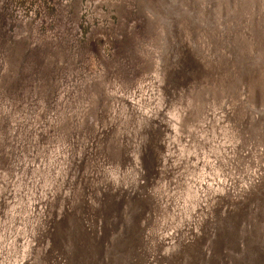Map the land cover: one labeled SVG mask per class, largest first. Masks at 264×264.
Listing matches in <instances>:
<instances>
[{
  "label": "rangeland",
  "instance_id": "374dc122",
  "mask_svg": "<svg viewBox=\"0 0 264 264\" xmlns=\"http://www.w3.org/2000/svg\"><path fill=\"white\" fill-rule=\"evenodd\" d=\"M263 1L264 0H224V1L191 0V3H187L188 6L186 7L187 4L186 5L184 4L185 0L178 1V2H177V0H152L151 3L149 2L150 3L149 5L144 4V5H141L142 7L137 5V7H136V6H134L135 3L131 0H123V1L122 0H0V39H2V40H0L1 41L0 47L2 46L0 48V52H1L0 58L2 59V62L4 61V64L1 63V61H0V79H1L0 81L3 82V83H0V84H2V85H0L1 86L0 87V103H1L0 104V126H1L0 136L3 133L4 134L3 138H6V141L8 140L10 143V144H8V142H7V144H5V146H4V148L1 149V151H0V174L2 173L4 176V179H5L2 182L3 184L2 183L0 184V192H1L0 195L3 198L2 201L0 202V214L2 213L3 210L6 211V209H7L8 203H7V199H5V196L9 193V191L11 190V186L13 184V179H11V176H13V175H14V177L18 176V173L15 172V171L18 172V170H19L18 168H20V166H17V164H18L17 160H22V164L28 165L27 166V172H28L29 171V164L31 162L29 164H28V161L24 163L22 157L27 158L26 160H28V158L29 159L31 158V155L33 154V152L35 155L37 151H40V145H39V142H40L39 139L40 138L39 137H40L41 131H42V134H44V133L46 134V132L50 133V135H48L47 138H49V136H52V132H55L53 126L56 127L55 124L57 123V122H55L54 117H55V115L57 116L60 113L59 111H61V109H63V111H64V108H65L66 109L65 112L68 111V113H69V111H71L69 114L66 113V116H65V117L69 116L67 118L68 123H67V120H65L66 118L64 119V123L65 122L67 123L66 127H68L70 124H74V122H77V126H76L77 131L75 130V133H74L76 145L73 146V148L70 152V155H69L70 159L68 160V164L66 167L65 185L63 188V192H62V197L60 199L61 202L63 201L65 203H67L68 198L70 199V193L72 192L71 187H73V184L79 180V178L82 175L83 169L86 166V164H85L86 163L85 162L86 149L89 147L95 146L96 145L95 141L98 138L105 136V133H106L105 130H107L109 128V126H108L109 122H111L112 120L114 121V119L110 120L111 118H113L111 116H114V115L116 116V114H115V112H116L115 107L116 106L113 104L117 105V103L118 104L122 103V105H124V104L128 105V109H129V111H128L129 112L128 113V119H129L128 128L125 131L124 130L122 131V129L118 126L120 128V130L118 127H116V129H118L119 131H117L114 134L115 136H118L117 139L120 140V142H122L121 150H119L120 151L119 156L121 155L119 157V159H121V161H120L121 167L119 166L118 167L119 170L117 171V174H118V172H119V174L116 176L115 180H112V181L111 180L105 181L106 178L99 177V183L97 184V192L95 193V196L93 199V205H95L97 203H99V205H100L99 209H98V213H97V216L98 215L99 216L98 217L96 216L97 219L95 218V231H96V233L94 235V241L96 242L98 240L99 242H98V246H96V259H97V261L95 260L94 264H122L123 263L122 259L117 257L118 252L115 251V253L112 255L110 252L113 250V247L115 246L114 244H116L117 242L119 243V241H124L126 239L128 227L130 226V223L132 222V216H134L133 214L135 211L137 212V207H134L135 199L140 193L141 185L145 184L146 181H149V178H148L149 176H147L148 173L146 174L147 165L145 164V160L147 159V145L150 143L151 138L155 137V132H158L159 126L161 124L162 125L165 124V123H162L163 120L161 117L163 115H165V116L170 115L171 116V112H170L171 108H170V110H166V112H165V109L169 107L170 101L172 102L173 97H172V93L170 94L169 90L168 91L165 90L166 93L163 92L162 88H164L166 81L162 77V75L158 77L159 79H155L156 82L155 81L151 82L152 83L151 87L148 88L149 80L148 79L146 80L147 75H150V74L154 75L155 72L158 71V69L155 67L156 63L154 62V64H153V62L150 61L153 59L150 58L149 56H147L150 54L147 52L152 49L151 47H153L152 50H154L156 52L157 49H161L162 47H164L165 42H166L165 43L166 46L171 45L173 47V45H175L176 51L174 50V56H177L178 59H175V61H173V62L174 63L176 62V65L179 66V69L182 71V73L185 74V76H188L192 73V70H191V68H187V64H185L186 61L183 62L180 59V57H182V54L184 55V53H186V57L189 58V60H191L193 64H197V66L200 67L199 69H201L202 71H205V72L207 70L212 71L214 68L217 70L220 69V68L216 67L214 64L208 63V62L215 63L216 58H218V61L220 62L221 69H226V66L228 65L227 63H229V61H232V59L235 57V56H233V53L236 52L234 49H239V47H238L239 43L238 42H240V40L242 39V40H244V42H246L248 44V46H246L245 48L242 49V52L246 53L245 55H249V57H247V59H248V63L250 65L248 64V66H250V68H251L252 65L257 64L256 61H259L260 59H264L263 52L261 51L262 49H260L263 46L261 43L264 40V20H263V18H264V2ZM186 2H187V0H186ZM216 2L220 4L219 8L217 7V5H219V4H217ZM246 3H247V5H249L246 7V9H244L243 7L240 8L241 4L244 5ZM145 5H146V7L144 8ZM150 5H152L153 7L151 8ZM224 5H226V6L223 7ZM251 5L253 8L252 10L250 9ZM255 5L257 8L254 7ZM184 6L186 7V11L184 8H182ZM119 7L120 8L122 7V8L120 9ZM155 7H156V9H159L163 13L162 17H164L165 20H167V21L170 20V22H172L173 25L171 26V29H170V31H171L170 36L172 38L170 36L166 38L165 37L166 30L164 29L165 27H163V29L165 31L163 29H159L158 27H160V28H162V27L157 23L154 24V27H155V25L158 26V27L156 26V29L154 28V33H153V31H151V30H153V24L152 23L149 24L150 21H149L148 16L153 14L152 10ZM227 7H228V9L226 10ZM144 9L147 11V13L145 12ZM138 10H140V11H138ZM123 11H126V12H123ZM145 20H146V22H144ZM144 23L148 27L143 25ZM247 23H249V28H248ZM187 24H189V26H186ZM227 25L230 27H228ZM142 27H143V29H142ZM225 27H227V28H225ZM209 28H214V29H209ZM166 29H168V28H166ZM224 30L226 32H224ZM150 31H151V33H150ZM156 31H158V33ZM159 31H160V33H159ZM140 33H142V34H140ZM156 34H158V35H156ZM47 36H48V39H47ZM152 36L154 38L156 36L157 38L153 39ZM158 36L160 38H158ZM35 38H36V40H35L36 43L34 41ZM44 38H45V40H44ZM145 38H146V40H145ZM7 39H10V40H7ZM159 39H160V41H159ZM29 40H31V41H29ZM6 41H7V43H5ZM154 41H156V42H154ZM157 41H159V42H157ZM28 42H30V43H28ZM37 42L39 43V45H37L38 44ZM20 43H22V44H20ZM41 43H43V44H41ZM153 43L154 44L156 43L155 44L156 46H153L154 45ZM146 44H148L147 46H149V44H151L149 47H147L148 49L146 48ZM159 44H160V46H159ZM162 44H163V46H162ZM4 45H6V46H4ZM21 45H23L22 46L23 48L25 47L24 48L25 51H23V48H21ZM31 46H32V48H31ZM39 46H40V48L38 49ZM50 46H51V48H50ZM58 46H59V48H58ZM139 46L141 48H139ZM171 46L169 48H171ZM6 48H7V50H6ZM78 48H79V50H78ZM192 48H194L196 50V53H194L193 51L191 53ZM2 50L6 51V52H3ZM9 50L11 51V54H10ZM43 50H45V51H43ZM49 50L52 51L53 55L51 54V52L48 53ZM54 50H55V52H54ZM198 50H200V51H198ZM19 51H20V54H21V52H23V53L25 52V53L24 54L22 53L20 55L18 53ZM27 52H30V53H27ZM58 52L60 53V55H58L59 54ZM64 52H65V54H64ZM67 52H69V53H67ZM79 52H80V54H79ZM134 52L136 54H133ZM137 52H138V54H137ZM152 53H154V52H152ZM12 54L13 55L18 54V55L13 56ZM46 54L47 55L51 54L52 56L49 55L48 56L49 58H48ZM7 55L10 58L7 57ZM28 55L29 56L31 55L32 57L31 56L29 57ZM42 55L45 57H43ZM171 55H172V58H174L173 54H171ZM236 55H237V53H236ZM260 55H262V56H260ZM70 56H72V58ZM6 57L9 59H7ZM22 57H25V59ZM50 57H52V58H50ZM66 57H67V59H66ZM134 57H137V58H134ZM152 57L155 58V57H157V55H155V56L152 55ZM18 58L19 59L21 58V59L19 60ZM56 58H58V59H56ZM148 58H150V59H148ZM37 59H38V61H37ZM144 59H145V61H144ZM23 60H25L26 62ZM140 60H141V62H140ZM146 60H149V61H146ZM200 60H202V61H200ZM14 61H16V62L13 63ZM112 61L114 62V64ZM136 61L139 62V66L142 65L141 66L142 68L138 67ZM21 62L24 65L23 67H22ZM32 62L35 64L37 63V64L33 65ZM57 63H58V65H57ZM74 63H76V64H74ZM100 63H101V65H100ZM108 63H110V65L113 69L109 65L107 66ZM7 64L9 67H13L12 65H15V66L13 68H8L6 66ZM9 64H12V65H9ZM19 64H21V65H19ZM69 64H71V65H69ZM4 65L6 66L5 69H4ZM43 65L45 66L44 68H43ZM75 65H79L78 66L79 68H77V66H75ZM116 65H118V68ZM149 65H150V67L152 66L151 67L152 69L149 67ZM59 66H61V67H59ZM29 67L31 69L34 68L33 73H31L32 70L29 69ZM46 67H47V69H45ZM50 67H53V68H50ZM58 67H59V69H58ZM20 68H22V70H20ZM35 68L37 70H35ZM116 68L118 69V71ZM135 68H137V70H135ZM14 69H16V70H14ZM49 69H50L52 74L50 73ZM65 69H66V71H65ZM11 70H13V71H11ZM26 70H28V71L26 72ZM47 70L49 71L48 73H47ZM57 70H58V73H57ZM105 70L107 73L105 72ZM2 71H4V73H2ZM113 71H114V73H113ZM119 71H121V73H119ZM251 71L255 72V69H252ZM21 72L23 74H20ZM24 72H26V73H24ZM40 72L41 73L45 72V74L42 75ZM75 72H77V73H75ZM187 72H188V74H187ZM108 73L111 76L108 75ZM27 74H29V75L26 77L25 75H27ZM32 74H33V76H32ZM68 74H69V76H68ZM102 74H104V75L102 76ZM113 74H116V75H113ZM263 74H264V70H263ZM105 75H106V77H104ZM1 76H3L4 79ZM6 76H7L8 80L6 79ZM14 76L15 77L17 76L16 77L17 79ZM54 76L57 78L53 79L52 77H54ZM25 77H26V79L27 78L28 79L26 80ZM36 77L39 78V81ZM50 77L52 78V81H51ZM97 77H99V79ZM121 77H123L122 80H121ZM20 78H22L23 81L24 80L25 81L23 82L22 79L20 80ZM116 78H117V80L115 81ZM131 78H132V80H131ZM139 78H141V79H139ZM9 79H11L10 81H12V82H10ZM45 79L47 81L48 80L49 81L47 82ZM62 79H65V80H62ZM126 79L127 80L129 79L132 83L131 84L128 83L129 80L127 81ZM133 79H135V80H133ZM28 80L30 82H28ZM35 80H37L38 83ZM53 80H54V82H53ZM77 80L79 81V83ZM100 80H102V81L100 82ZM118 80H119V82L117 83ZM143 80H144V82H143ZM188 80H190L189 77L187 78L186 84H188ZM44 81H46L47 83ZM61 81L63 84L61 83ZM111 81H113V83L115 81V83L112 84ZM146 81H148V83ZM4 82L7 83L9 86L7 84H5ZM39 82L41 84L43 82L44 83H43V85H41ZM52 82H53V84H52ZM94 82L95 83L98 82L97 85H95ZM245 82L246 81H244V79L241 80L240 87H239L240 88L239 89V95H238L239 97L237 98L238 101L234 102V106L237 109L239 107H241V110L243 109L242 114H243L244 118H242L241 122H242V124H245L244 128L242 129L244 131V133H245V130H244L245 128L249 127L250 125L252 126L256 123L259 124V127H260L259 128V130H260V138L259 139L261 141V144H263V146L261 145V149L263 150V152H261L260 157H258V160L262 161V164L258 170H259V173L261 172L263 177H264V122H261L262 121L261 118H263V117L261 116L262 111L260 110V108H262L264 106H261V103L257 97L256 100L253 99V102H252L253 108L249 109V110L246 109L247 104H245L244 90L246 91V93L248 91H247ZM23 83L25 84L24 88L22 86V85H24ZM60 83H61V85H60ZM83 83H85V84H83ZM93 83L95 86L93 85ZM101 83H102V85L100 86L99 84H101ZM127 83H128V85L126 87ZM137 83L140 84V86ZM28 84H30L29 86L31 88L28 87ZM35 84H36V87H34ZM64 84H65V86H64ZM14 85H15V87H14ZM47 85H48V87H47ZM49 85L51 87L52 86H54V87L51 88ZM69 85L71 87L68 89ZM85 85H88V86H85ZM119 85H120L121 89L118 92L116 87ZM130 85H132L133 88ZM142 86L144 87V89H143L144 91L141 90V88H143ZM17 87L19 89L16 92ZM21 87L23 89H21ZM26 87L28 90L26 89ZM99 87L100 88L102 87L104 90H102V88L100 90ZM178 87L179 86L177 84L173 85L171 87L173 95L176 93H178V94L183 93L182 92L183 89L181 88L182 89L181 90ZM47 88H49V89H47ZM57 88H59V89H57ZM97 88H99V89H97ZM30 89H32V90L29 91ZM85 89L86 90L88 89V91H86ZM94 89H95V91H94ZM133 89L135 91L134 96H135L136 101L132 102L130 104L129 100H131L130 98L133 94V92H132ZM50 90H52V91H50ZM112 90H113V92H112ZM114 90L117 92V95L115 94L116 92ZM24 91H26V92H24ZM45 91H47L46 94H45ZM72 91L75 94L74 93L72 94ZM129 91L132 93L131 96H130ZM3 92H5V93H3ZM81 92L84 94V95L82 94L83 96L81 95ZM122 92H124V93H122ZM139 92H141V94ZM12 93H13V95H12ZM27 93H28V95H27ZM38 93H40V94H38ZM69 93H70V95H72V98H70V95H68ZM91 93L92 94L97 93V94H94V95H97V97L96 96L94 97V95H91ZM108 93H110V94L108 95ZM63 94H65V96ZM23 95H25V96H23ZM60 95H62L63 97ZM80 95H81V98H79ZM124 95H125V97H124ZM15 96H19V97L21 96V97L16 98ZM57 96H59V97L57 98ZM84 96H85V98H84ZM99 96H100V99H99ZM101 96H102V98H101ZM197 96L195 99L190 100V104H189L190 105L189 108H191L190 112H192V113H189V115H191L192 120L196 121V122L195 123L192 122V124H190L187 127V129H189V127L191 126V130L193 131L194 136H192V135L190 136L191 133H189V136H187L188 134L184 133L185 130L182 127V125H183L182 121L183 120L182 121H177V120L175 121V122H177V125H175L176 126L175 129H173V127H172L173 126L172 119L169 120L172 124L169 125L168 124L169 122H167L168 129H166V136H167V138H174L172 141H170L168 143V146H166L165 147L166 149L164 150V151H166L165 156L167 157L169 155V157H171L169 160H175V156L173 155V152H170V150L175 151V148L177 146V144H175L176 138H178V137L182 138V140H183L182 144L185 145V148L187 149V153H188V151L192 152L194 150V147L196 145L194 138H203V137H201L202 128L204 127V123H205V125L208 124V122H209L208 117L206 116L205 110L200 115L195 110L197 107L202 109L203 107L205 108L206 105H209V103H208L209 98L207 97L208 100L206 97L204 98V92H202L201 94H198ZM86 97H88V99H90V100H88ZM63 98H64V100H63ZM83 98H84V100H83ZM92 98L93 99L95 98V99L93 100ZM97 98L99 100H97ZM113 98H114V100H113ZM116 98H118V99L116 100ZM176 98L178 100L179 96H176ZM73 99L74 100L76 99V100L74 101ZM104 99H105V102H104ZM39 100H41V101H39ZM43 100L45 102H43ZM106 100H109V102L107 103ZM247 100H250V99L248 98ZM71 101L74 103H72ZM82 101L83 102L86 101L85 103L87 104V106ZM87 101H89V102H87ZM90 101H91V103L93 102L94 104L93 103L91 104ZM176 101L174 100V102H172L171 104L176 105V107L182 108V106H180V104H177ZM58 102H59V104H57ZM70 102L72 105L70 104V106H69ZM175 102H176V104H174ZM23 103H26V104H23ZM103 103H105V104H103ZM106 103L108 106L106 105ZM83 104H84V106H83ZM129 104H130V106H129ZM200 104H203V105L200 106ZM204 104H206V105L204 106ZM220 104H222L220 109L223 113L224 119L225 118L227 119L228 115L230 113V110L234 109L235 107L233 106L232 103L228 105V108H227V105L225 103L220 102ZM57 105L59 107L61 106V108H59ZM77 105L78 106L80 105V108L82 106V110H83L82 113L84 115L82 114V117L78 121H75V119H74L75 116H73L75 114L72 113L73 112L72 110L75 109V107ZM98 105H99V107H98ZM109 105H111L110 107L113 108L110 111V118L109 117L108 118L102 117L99 119V117H97L98 113L100 114L102 112V110H105L106 108L108 109ZM18 106H19V108L17 110ZM43 108H46V109L43 110ZM68 108L70 110H68ZM94 108L96 111L94 110ZM225 108H226V110H225ZM146 109H147V112L145 111ZM3 110H5V111H3ZM42 110L44 112H42ZM91 110L93 111V113ZM52 111H53V113H52ZM94 111H95V113H94ZM250 111H251V113H250ZM111 112L114 115H111ZM18 113H19V115H18ZM45 114H47V115H45ZM3 115L6 118H3L4 117ZM201 115L206 116V117L203 119ZM16 116H17V118H16ZM86 116H88V118H86ZM94 116L97 118L95 119ZM18 117H20L21 119L23 118L22 121L20 118H19L20 121H18ZM149 117H150V119H147ZM31 118H32V120H31ZM91 118H93V119H91ZM104 118L107 120H104ZM224 119H223V121L225 122V125H227V129H228L227 131L229 133H232L230 131V128H228L229 123L227 124V122H226L227 120L225 119L226 120L225 121ZM72 120H74V121H72ZM103 120H104V123H103ZM13 121H14V123H13ZM91 121L93 123L95 121L96 122L94 124H92ZM97 121H100L102 124L100 122L98 123ZM106 121H107V123H106ZM8 122L11 125H8ZM16 122L17 123L19 122V124L21 123L23 127L21 126V124L16 125L15 124ZM35 122H36V124H35ZM81 122H83V123L86 122L85 125L82 124L83 127L81 125ZM2 123H4V124H2ZM106 125H107V127H106ZM180 125H181V127H180ZM211 125L213 126L212 122H211ZM17 126H18V129H16ZM25 126H27V128ZM28 126H30L31 128ZM70 126H72V125H70ZM103 126L105 128H103ZM34 127H36V129ZM6 128H8V130ZM4 130H7L8 132L7 131L5 132ZM68 131H69V134L72 133L71 130H68ZM246 131H248V135H246L247 134V132H246V134H244V139L246 141H249L250 144H246L243 146L241 145V147H239L240 149L238 148V150L241 151L243 153V155L245 153H247L250 149H251V152H253V149H254L252 146L253 144L251 142L252 140L249 137V135H251L250 129L248 128ZM16 133L17 134L20 133V134L17 135ZM21 134L24 137L21 136ZM13 135L14 136L16 135V137H14ZM26 135H27V138H26ZM119 135H121V136H119ZM72 137H73V134H71L70 138H72ZM119 137H120V139H119ZM12 138H15V140ZM19 138H22V139H19ZM118 140H117V145H116L117 148H118V143H119ZM23 142H25V143H23ZM17 146H19V147H17ZM25 146H27V147H25ZM24 148L25 149L28 148V149L25 150ZM95 148L97 150L96 146H95ZM122 150L124 152H122ZM6 153H7V156H6ZM20 155H21V158H20ZM141 157H143V158H141ZM82 158H84V159H82ZM13 160H14V162H13ZM137 161H139V162H137ZM228 162H230V161H228ZM74 164L78 167H76ZM21 166H23V165H21ZM79 167H81V168H79ZM227 167H229V166H227ZM13 169H14V171H13ZM229 170H230V168H229ZM19 172H20V170H19ZM128 172H130V173H128ZM230 172L233 173V170L232 171L230 170ZM20 174H21V172H20ZM231 175H232L231 173H228L226 180L223 183V188H224V193H222L223 198H222V201L219 204L218 208L216 207L218 209L217 210L218 214H216V213L212 214L213 210L210 213L209 222H208V224L205 228V231H204V237H203V242H202L203 249L197 255L196 259L191 261V263H193V264H212L213 261H212L211 255H212V257H213V255H215L214 259L216 260L215 261L216 264H257V263L258 264H264V243L260 242V240L264 241V187H263L262 195H261L262 189H260L258 191V192H260L261 196L258 195L259 198L257 200H256V196H255L256 193L252 192L254 195H252L250 197V199L248 201H246L245 203L242 202L240 210L243 209V211H241V213L239 215V218H238L239 224L237 225L239 227L234 229V230H231V227H233L231 224V221H227V219H226V221H227L226 222L223 220V218L225 217V214H228L230 211L238 212V209H239L236 206V204H234V205L230 204V200H229V197L231 195L230 189H231V184H232ZM6 178H9V179L6 180ZM241 178H245V177L243 176ZM10 182H11V185H10ZM120 187H122V188H120ZM70 190H71V192H70ZM106 200H109V201H106ZM61 202L56 207L55 214L50 218L49 221H47V223H48L47 227L42 229V231H44L45 233L49 231L48 230L49 226H50V228L53 227V223H55L56 218L57 217L60 218L62 216V214L65 210V207H64V205H62ZM213 202H214V204H216L215 201H213ZM104 206L108 207V208H106L105 211L103 210V208H105ZM33 207L35 208L36 211L42 209L41 204L37 205V203H35V205L33 204ZM118 208H119V210H118ZM45 214L46 213H44V215ZM84 217L85 216L83 214V211H81L80 217H79V220L77 223H75L73 218L68 219L69 220V223H68L69 234L68 235H69V238L71 240H74L73 233L78 232L79 228L83 227L84 224H82V223L84 221H82V220L84 219ZM99 220H100V223H99ZM86 221L87 220H85V222ZM109 221H110V223H109ZM72 225H74L73 229H72ZM3 229H6V224L4 225ZM218 229H221V231L223 230L221 233V235L223 236V245H222V249L219 251V253H217L216 251H213V252L211 251V249H213V243H214L213 240H214L216 234H219ZM42 231H41V233H39L40 238L42 237L41 235H43ZM100 231L102 234L100 233ZM248 233L249 234L250 233L256 234V239H255L256 241L255 242H251L249 240ZM206 234H207V236H206ZM98 236H99V238H98ZM35 242L36 241L34 240L33 243H35ZM208 243L210 245H208ZM208 246H211V247H208ZM261 246H262V248H261ZM69 248H66L67 253L70 252ZM174 252H175V248L168 250V253L165 255V258L163 257L164 261L166 260V263L169 264L171 262V261H169V257H172ZM210 253H212V254H210ZM246 254H248V255L251 254V257L247 258ZM148 257L149 258L151 257L152 258L151 260H154V257H152V255H149ZM206 259H207V261H206ZM209 259H211V261H209V263H208ZM39 264H41V263H39ZM69 264H80V263H79V260L75 257V258H72V261L69 262ZM157 264H161V263L159 262Z\"/></svg>",
  "mask_w": 264,
  "mask_h": 264
},
{
  "label": "bare ground",
  "instance_id": "6f19581e",
  "mask_svg": "<svg viewBox=\"0 0 264 264\" xmlns=\"http://www.w3.org/2000/svg\"><path fill=\"white\" fill-rule=\"evenodd\" d=\"M131 1H133L135 3L134 6L137 7V5H139L140 7H142L141 5H144V4L149 5L152 0H131ZM178 1H183V0H177V2ZM216 1H224V0H216ZM187 3H191V0H189V1L187 0V2L185 0L184 4L186 5ZM217 4H219V3H217ZM146 5L144 6V8L146 7ZM187 6H188V4L186 5V7ZM225 6L226 5H224L223 7H225ZM240 6H241L240 8L243 7L244 9H246V7L249 5H247V3H246L244 5L241 4ZM150 7L152 8L153 6L150 5ZM186 7L184 6L182 8H184L186 11ZM217 7L219 8L220 4L217 5ZM228 7L226 8V10L228 9ZM254 7H256V5ZM250 9L251 10L253 9L252 5H251ZM138 11H140V10H138ZM152 11H153V14L148 16L149 21H150V23L149 22L148 23L153 24V30H151V31H153V33H154V28L156 29V26H157V25H155V27H154V24L157 23L162 27V28H160L157 26L159 29H163V27H165L164 28L166 30L165 37L166 38L169 37L171 35L170 29H171V26L173 25L172 22H170V20L169 21L165 20V18L162 17L163 13L159 9H156V7L153 8ZM123 12H126V11H123ZM145 12L147 13L146 10H145ZM146 20L144 22H146ZM263 20H264V18H263ZM247 24H248V28H249V23H247ZM143 25H145V23ZM145 26H147V25H145ZM186 26H189V24H187ZM143 27H142V29H143ZM228 27H230V26H228ZM166 28H168V29H166ZM225 28H227V27H225ZM209 29H214V28H209ZM151 31H150V33H151ZM156 32L158 33V31H156ZM224 32H226V31L224 30ZM159 33H160V31H159ZM140 34H142V33H140ZM156 35H158V34H156ZM159 36H158V38L161 37V36L160 37ZM155 38H157V37L155 36ZM155 38L153 37V39H155ZM47 39H48V36H47ZM0 40H2V39H0ZM7 40H10V39H7ZM35 40H36V38L34 39V41ZM44 40H45V38H44ZM145 40H146V38H145ZM29 41H31V40H29ZM159 41H160V39H159ZM159 41H157V42H159ZM263 41L261 43L263 46L260 49H262L261 51L263 52V55H264V42ZM154 42H156V41H154ZM5 43H7V41ZM28 43H30V42H28ZM35 43H36V41H35ZM165 43H164V47H162L161 49H157L156 52L154 50H152L153 47H151L152 49L150 48L151 50L147 52L150 54L149 55L146 54L147 56H149L150 58L153 59L150 61H152L153 64L155 62L156 63L155 67L158 69V71H156L154 75H152V74L147 75L146 80L147 79L149 80L148 88L151 87V84H152L151 82H154L155 79H159L158 77L162 75V77L166 81L164 88H162L163 92L166 93V91L169 90L170 94L172 93V97H173L172 102H174V100L175 101L177 100L176 96H179V98L176 102H177V104H180V106H182V108L176 107V105H172L171 104L172 102L170 101V105L168 108L165 109V112H166V110H170V108H171V110H172V111L170 110L171 116L170 115H166V116L163 115L161 117L163 120L162 123H165L166 125L161 124L159 126L158 132H155V137L151 138L150 143L147 145V159L145 160V164L147 165L146 174L148 173L147 176H149L148 177L149 181H146L145 184L141 185L140 193L135 199L134 207H137V212L135 211L133 214L134 216H132V222L130 223V226L128 227L126 239L124 241H119V243L117 242L116 244H114L115 246L113 247V250L110 252L112 255L115 253V251H117L118 252L117 257L122 259V262H123L122 264H157L159 262L161 264H165L166 260L164 261L163 257L165 258V255L168 253V250L173 249V248H175V252L173 253L172 257H169V261H171L169 264H193V263H191V261L195 260L197 255L203 249L202 242H203V237H204V231H205V228L209 222L210 213L213 210L212 214L213 213L218 214L217 208L222 201V198H223L222 193H224L223 183L226 180L228 173L232 174L231 175L232 184H231V189H230L231 195L229 197L230 204H233V205L236 204V206L239 208L238 212L230 211L228 214H225L223 212L225 214V217L223 218V220L226 221V219H227V221H231V224L233 226V227H231V230H234V229L239 227L237 225L239 224L238 223L239 215H240L241 211H243V209L240 210L242 202L245 203L246 201H248L250 199V197L252 195H254L252 192L256 193V195H255L256 200L259 198L258 195H260V192H258V191L260 189H262L261 195L263 193L264 177H263L261 172L259 173V170H258L262 164V161L261 160L259 161L258 157H260L261 152H263V150L261 149V145L263 146V144H261V141L259 139L260 138V130H259L260 127H259V124H257V123L252 125V126L250 125L249 127L244 129L245 130V133H244V131L242 129L244 128L245 124H242V122H241L242 118H244V116L242 114L243 109L241 110V107H239L237 109L234 106V102L238 101L237 98L239 97L238 95H239L240 83H241V80L244 79V81H246L245 83H246V88L248 91L246 93V91L244 90L245 104H247L246 109L249 110V109L253 108V103H252L253 99L256 100L257 97L261 103V106H264V74H263L264 59H260L259 61H256L257 64L252 65L250 68V66H248L249 63H248V59H247V57H249V55H245L246 53L242 52V49L245 48L246 46H248V44L246 42H244V40L241 39L240 42H238L239 43V45H238L239 49H234L236 52L233 53V56H235V57L232 59V61H229V63H227L228 65L226 66V69H221L220 62L218 61V58H216L215 63H213V62H208V63L214 64L216 67H218L220 69L217 70L214 68L215 70L213 69L212 71H208V70L206 72L202 71L201 69H199L200 67L197 66V64H193L192 61L186 57V53H184V55L182 54V57H180V59L183 62L186 61L185 64H187V68H191V70H192V73L190 75L185 76V74H183L182 71L179 69V66L176 65V62L175 63L173 62V61H175V59H178L177 56H174V50L176 51L175 45H173V47L171 45L166 46ZM20 44H22V43H20ZM41 44H43V43H41ZM155 44L153 46H156ZM37 45H39V43ZM147 45L148 44H146V48L149 47L151 44H149V46H147ZM4 46H6V45H4ZM22 46L23 45H21V48H23ZM159 46H160V44H159ZM162 46H163V44H162ZM170 46H171V48H169ZM24 48H23V51H25ZM31 48H32V46H31ZM39 48H40V46L38 47V49ZM50 48H51V46H50ZM58 48H59V46H58ZM139 48H141V47L139 46ZM6 50H7V48H6ZM45 50H43V51H45ZM78 50H79V48H78ZM192 50L194 53H196V50L194 48H192ZM20 51L18 52L19 54H20ZM198 51H200V50H198ZM3 52H6V51H3ZM49 52H51V54H52V51L49 50L48 53ZM54 52H55V50H54ZM152 52H154V53H152ZM22 53L23 52H21V54ZM27 53H30V52H27ZM67 53H69V52H67ZM191 53H192V51H191ZM236 53H237V55H236ZM10 54H11V51H10ZM51 54H48V55L46 54V55L48 57L49 55L50 56L53 55V54L52 55ZM64 54H65V52H64ZM79 54H80V52H79ZM133 54H136V53L134 52ZM137 54H138V52H137ZM171 54H173L174 58H172ZM14 55H18V54H14ZM58 55H60V53ZM152 55L153 56L157 55V57L154 58V57H152ZM260 56H262V55H260ZM7 57H9V56L7 55ZM43 57H45V56H43ZM70 57L72 58V56H70ZM9 58H7V59H9ZM22 58L25 59V57H22ZM50 58H52V57H50ZM134 58H137V57H134ZM150 58H148V59H150ZM56 59H58V58H56ZM66 59H67V57H66ZM0 61H1V63L4 64V61L2 62V59ZM23 61H25V60H23ZM37 61H38V59H37ZM144 61H145V59H144ZM146 61H149V60H146ZM200 61H202V60H200ZM15 62L16 61H14L13 63H15ZM140 62H141V60H140ZM21 64H22V62H21ZM21 64H19V65H21ZM36 64L33 63V65H36ZM74 64H76V63H74ZM113 64H114V62H113ZM9 65H12V64H9ZM57 65H58V63H57ZM69 65H71V64H69ZM100 65H101V63H100ZM108 65L111 67L110 63H108L107 66ZM137 65H138V67L142 66V65L139 66V62H137ZM6 66L8 68H13L15 65H12L13 67H9L7 64ZM6 66L4 65V69L6 68ZM23 66L24 65L22 64V67ZM75 66H77V68H79L78 67L79 65H75ZM116 66L118 68V65H116ZM44 67L45 66L43 65V68ZM47 67L45 69H47ZM59 67H61V66H59ZM59 67H58V69H59ZM149 67H150V65H149ZM50 68H53V67H50ZM29 69H31V68L29 67ZM33 69H31L32 70L31 73H33ZM252 69H255V72L251 71ZM14 70H16V69H14ZM20 70H22V68H20ZM28 70H26V72ZM35 70H37V69L35 68ZM135 70H137V68H135ZM11 71H13V70H11ZM49 71H50V69H49ZM49 71L47 70V73ZM65 71H66V69H65ZM117 71H118V69H117ZM26 72H24V73H26ZM45 72L41 73V74L43 75V74H45ZM105 72H106V70H105ZM188 72H187V74H188ZM2 73H4V71H2ZM50 73H51V71H50ZM57 73H58V70H57ZM75 73H77V72H75ZM113 73H114V71H113ZM119 73H121V71H119ZM20 74H23V73L21 72ZM28 75L29 74H27L25 76L27 77ZM103 75L104 74H102V76ZM108 75H110V74L108 73ZM113 75H116V74H113ZM32 76H33V74H32ZM68 76H69V74H68ZM1 77L3 78V76H1ZM26 77H25V79H26ZM104 77H106V75ZM188 77L190 78V80H188V84H186ZM22 78H20V80ZM36 78L39 81V78L38 77H36ZM52 78L54 79L57 77L54 76ZM52 78H51V81H52ZM97 78L99 79V77H97ZM117 78L115 79V81L117 80ZM122 78L123 77H121V80H122ZM141 78H139V79H141ZM6 79H7V76H6ZM23 79H22V81H23ZM65 79H62V80H65ZM10 80L11 79H9V81ZM131 80H132V78H131ZM133 80H135V79H133ZM144 80H143V82H144ZM35 81L38 83L37 80H35ZM46 81H44V82H46ZM79 81H78V83H79ZM101 81L102 80H100V82ZM115 81H114V83H115ZM10 82H12V81H10ZM28 82H30V81L28 80ZM53 82H54V80H53ZM53 82H52V84H53ZM98 82H96V83L94 82L95 85H97ZM111 82H112V84H114L113 81H111ZM118 82H119V80L117 81V83ZM146 82L148 83V81H146ZM0 83H3V82L0 81ZM43 83L42 84L40 83V84L43 85ZM61 83H62V81H61ZM61 83H60V85H61ZM94 83H93V85H94ZM102 83L99 85L101 86ZM128 83L131 84L132 82L129 80ZM128 83L126 84V87H127ZM5 84H7V83H5ZM83 84H85V83H83ZM176 84L179 86L178 88L183 89V91H182L183 93H181V94L176 93L173 95L171 87L173 85H176ZM0 85H2V84H0ZM29 85L30 84H28V87L31 88ZM138 85L140 86V84H138ZM22 86L24 88L25 84ZM64 86H65V84H64ZM85 86H88V85H85ZM130 86L132 87V85H130ZM14 87H15V85H14ZM34 87H36V84ZM47 87H48V85H47ZM52 87H54V86H52ZM70 87L71 86L69 85L68 89ZM23 88L21 87V89H23ZM99 88H97V89H99ZM101 88H100V90H101ZM18 89L19 88L17 87L16 92ZM26 89H27V87H26ZM47 89H49V88H47ZM57 89H59V88H57ZM116 89L119 92L121 89L120 85L117 86ZM143 89H144V87L141 88L142 91H144ZM31 90L32 89H30L29 91H31ZM102 90H104V89L102 88ZM26 91H24V92H26ZM50 91H52V90H50ZM86 91H88V89ZM94 91H95V89H94ZM46 92L47 91H45V94H46ZM112 92H113V90H112ZM132 92H133V94L130 92V96L132 94V96L130 98L131 100H129L130 104L132 102L136 101L135 96H134V93H135L134 89L132 90ZM202 92H204V98L205 97L209 98V101H208L209 105L204 104V106L206 105L205 108L203 107L201 109V108L197 107L195 111H197L198 114L200 115L205 110L206 116L208 117V121H209L208 124L205 125V123H204V127L202 128L201 137H203V138H194V141L196 142L194 150L192 152L188 151V153H187V149L185 148V145L182 144L183 143L182 138H179V137L176 138L175 137L176 138L175 144H177L175 151L169 149L170 152H173V155L175 156V160H169L171 157H169V155L166 157L165 156L166 151H164V150L166 149L165 147L168 146V143L170 141H172L174 138H167V136H166V129H168L167 122H169L168 123L169 125L173 123L172 127H173V129H175L176 128L175 125H177V122H175V121L176 120L177 121L183 120L182 121L183 125L182 124L181 125H182L183 129L185 130L184 133L188 134L187 136H189V133H191L190 136L191 135L194 136V133L191 130V126L189 127V129H187V127L190 124H192V122L193 123L196 122V121H193L191 118V115H189V113H192V112H190L191 108H189L190 107L189 104H190V100L195 99L196 96L198 94H201ZM3 93H5V92H3ZM73 93L74 92L72 91V94ZM122 93H124V92H122ZM139 93L141 94V92H139ZM38 94H40V93H38ZM65 94H63V95L65 96ZM82 94L83 93L81 92V95ZM94 94H97V93H94ZM94 94L91 93V95H94ZM109 94L110 93H108V95ZM115 94L117 95V92ZM12 95H13V93H12ZM27 95H28V93H27ZM68 95H70V93ZM81 95L79 96V98H81ZM23 96H25V95H23ZM60 96H62V95H60ZM85 96H84V98H85ZM95 96L97 97V95H94V97ZM15 97L17 98L19 96H15ZM58 97L59 96H57V98ZM124 97H125V95H124ZM70 98H72V95H70ZM84 98H83V100H84ZM86 98L88 99V97H86ZM101 98H102V96H101ZM208 98H207V100H208ZM248 98L250 100H247ZM99 99H100V96H99ZM99 99L97 98V100H99ZM117 99L118 98H116V100ZM63 100H64V98H63ZM88 100H90V99H88ZM109 100H106L107 103L109 102ZM113 100H114V98H113ZM39 101H41V100H39ZM43 102H45V101L43 100ZM71 102L69 103V106H70ZM85 102H83V103L86 104ZM87 102H89V101H87ZM104 102H105V99H104ZM176 102L174 104H176ZM220 102L225 103L227 105V108H228V105L231 103L235 107L234 109L230 110L228 118L227 119L225 118L227 121L224 119L223 113L220 109V107L222 105V104H220ZM72 103H74V102H72ZM90 103H91V101H90ZM107 103H106V105H107ZM23 104H26V103H23ZM57 104H59V102ZM84 104H83V106H84ZM103 104H105V103H103ZM130 104H129V106H130ZM113 105L116 106L115 107L116 108L115 109L116 110V112H115L116 116L114 114H112V112H111V115H114V116H111L113 118H111L110 120L114 119V121L112 120L111 122H109V125H108L109 128L107 130H105V132H106L105 136L98 138L95 141V144H96L95 146L97 147V150H96L95 146L89 147L86 149V152H85L86 156L84 155L86 166L84 167L82 175L79 178V180L73 184V187H71L72 192L70 190V192H71L70 193V199L68 198L67 203H65L63 201L61 202L60 199L62 197V192H63V188L65 185L66 167L68 164V160L70 159L69 155H70V152H71L73 146L76 145L74 133H75V130L77 131V129H76L77 122H74V124H70L72 126L69 125L68 127H66V124L68 123L67 118L69 116L65 117L66 113H68V111L65 112L66 109L64 107H63L64 111H63V109H61V111H59L60 113L57 116L55 115V117H54L55 122H57L58 124L57 123L55 124L56 127L53 126L55 132H52V136H49V138H47V136L50 135V133L46 132V134L45 133L42 134V131H41V134L39 137L40 138L39 139L40 140V142H39L40 151H37L35 155L33 152V154L31 155V158L30 159L28 158V160H26L27 158L22 157L24 163L28 161V164H29L31 162L29 164V171L27 172V166H28L27 164L24 165V164H22V160H17V162H18L17 166H20V168H18V169L20 170L21 174L18 170V172L15 171L16 173H18V176H15V177H14V175L11 176V179H13V184L11 186V190L5 196V199H7V203H8L7 209H6V211L3 210L2 213L0 214V264H39V263H41V264H69V262L72 261V258H75V257L79 260L80 264H94L95 260L97 261V259H96V246H98L99 241L98 240L96 242L94 241V235L96 233V231H95V218L97 219V217L99 216V215L97 216V213H98V209H99L100 205H99V203L93 205V199H94L95 193L97 192V184L99 183V177L106 178L105 181H108V180L112 181V180H115L116 176L119 174V172L117 174V171L119 170L118 167L120 166V161H121V159H119V157L121 156V155L119 156V152H120L119 150H121L122 142H120V140L117 139L118 136H115L114 134L117 131H119L120 128L122 129V131L123 130L125 131L129 125L128 105H125V104L122 105V103H120V104L117 103V105L116 104H113ZM202 105L203 104H200V106H202ZM86 106H87V104H86ZM110 106L111 105H109L108 109L106 108L105 110H102V112L100 114L98 113L97 117H99V119L102 117H105V118L109 117L110 118V111L113 109ZM98 107H99V105H98ZM18 108H19V106L17 107V110H18ZM59 108H61V106ZM44 109H46V108H43V110ZM43 110H42V112H44ZM68 110H70V109L68 108ZM94 110H95V108H94ZM225 110H226V108H225ZM260 110L262 111L261 116L263 117V118H261L262 119L261 122H264V107L260 108ZM3 111H5V110H3ZM72 111H73L72 113L75 114V115H73V116H75L74 117L75 121H78L82 117V114H83L82 113V111H83L82 106L80 108V105L79 106L77 105L75 107V109H73ZM95 111H94V113H95ZM145 111L147 112V109ZM70 112L71 111H69V113ZM52 113H53V111H52ZM92 113H93V111H92ZM250 113H251V111H250ZM18 115H19V113H18ZM45 115H47V114H45ZM201 116L203 119L206 117L203 115H201ZM97 117H95V119ZM3 118H6V117L4 116ZM16 118H17V116H16ZM19 118L20 117H18V121H20ZM86 118H88V116H86ZM105 118H104V120H107ZM22 119H21V121H22ZM64 119L67 120V123L66 122L64 123ZM91 119H93V118H91ZM147 119H150V117ZM170 119H172V123L169 121ZM223 119L227 122V124L229 123L228 128H230V131L232 133H229L227 131L228 130L227 125H225V122L223 121ZM31 120H32V118H31ZM104 120H103V123H104ZM14 121H13V123H14ZM72 121H74V120H72ZM97 122L99 123L100 121H97ZM211 122L213 123V126L211 125ZM4 123H2V124H4ZM85 123L81 122V125L82 124L85 125ZM94 123L92 122V124H94ZM106 123H107V121H106ZM15 124L20 125L21 123L19 124V122L18 123L16 122ZM35 124H36V122H35ZM8 125H11V124H9V122H8ZM181 125H180V127H181ZM21 126H22V124H21ZM25 127L27 128V126H25ZM28 127H30V126H28ZM82 127H83V125H82ZM106 127H107V125H106ZM116 127H118L119 130L116 129ZM0 128H1V126H0ZM34 128L36 129V127H34ZM103 128H105V127L103 126ZM248 128L250 129L251 135H249V137L252 140L251 142L253 144L252 146L254 149H253V152H251V149H250L247 153H245L243 155V153L241 151H239L238 148L241 147V145L243 146L246 144H250L249 141H246L244 139V134H246V132H247L246 135H248V131H246ZM6 129L8 130V128H6ZM16 129H18V126ZM7 130H4V131L6 132ZM68 130H71L72 133L69 134ZM19 134H17V135H19ZM22 134H21V136H23ZM71 134H73L74 138L73 137L70 138ZM3 136H4V134L2 133L0 136L1 137L0 138V145H1L0 151H1V149L4 148L5 144H7V142H8V144H10L8 140L6 141V138H3ZM119 136H121V135H119ZM14 137H16V135ZM26 138H27V135H26ZM12 139L15 140V138H12ZM19 139H22V138H19ZM119 139H120V137H119ZM117 140L119 141L118 148L116 147ZM23 143H25V142H23ZM19 146H17V147H19ZM25 147H27V146H25ZM27 149H25V150H27ZM122 152H124V151L122 150ZM6 156H7V153H6ZM20 158H21V155H20ZM141 158H143V157H141ZM82 159H84V158H82ZM228 161H230V162H228ZM13 162H14V160H13ZM137 162H139V161H137ZM21 165H23V166H21ZM227 166H229V167H227ZM76 167H78V166H76ZM79 168H81V167H79ZM229 168L231 171L233 170V173L230 172ZM13 171H14V169H13ZM128 173H130V172H128ZM243 176L245 178H241ZM7 179H9V178H6V180ZM4 180H5L4 176L1 173L0 174V184ZM10 185H11V182H10ZM120 188H122V187H120ZM2 199L3 198L0 195V202L2 201ZM106 201H109V200H106ZM213 201H215L216 204H214ZM60 202L62 203V205H64L65 210H64V212L60 218L55 217L56 221H55V223H53V227L50 228V226H49V228H50V229L48 228L49 231L45 233L44 231H42V229L47 227V224H48L47 221H49L50 218L55 214V212H56L55 209L60 204ZM35 203H37V205L41 204L42 209L36 211L35 208L33 207V204L35 205ZM104 207L105 208H103V210L105 211L106 208H108V207H106V206H104ZM118 210H119V208H118ZM81 211H83V214L85 216L84 219L82 218L83 219L82 221H84L82 224H84V225L82 228H79L78 232L73 233L74 240H71L69 238V235H68L69 234V232H68L69 220L68 219L73 218L75 223H77L79 220ZM44 213H46V214L44 215ZM85 220H87V221L85 222ZM99 223H100V220H99ZM109 223H110V221H109ZM5 224H6V229H3ZM73 227H74V225H72V229H73ZM41 231L43 232V235H41L42 237L40 238L39 233H41ZM222 231H221V229H218L219 234H216V236L213 240L214 243H213V249H211L212 252L216 251L217 253H219V251L222 249V245H223V236L221 235ZM100 233H101V231H100ZM206 236H207V234H206ZM98 238H99V236H98ZM248 238L251 242H255L256 241L255 240L256 234L255 233H253V234L248 233ZM34 240L36 241L35 243H33ZM260 242L264 243V241H262V240H260ZM208 245H210V244L208 243ZM208 247H211V246H208ZM66 248H69L70 252L67 253ZM261 248H262V246H261ZM210 254H212V253H210ZM149 255H152V257H154V260H151L152 258L151 257L149 258L148 257ZM246 256H247V258H250L251 254H249V255L246 254ZM211 258L213 261L212 264H216L215 263L216 260L214 259L215 255H213V257L211 255ZM206 261H207V259H206ZM209 261H211V259L208 260V263H209ZM166 264H168V263H166Z\"/></svg>",
  "mask_w": 264,
  "mask_h": 264
},
{
  "label": "water",
  "instance_id": "95a60500",
  "mask_svg": "<svg viewBox=\"0 0 264 264\" xmlns=\"http://www.w3.org/2000/svg\"><path fill=\"white\" fill-rule=\"evenodd\" d=\"M191 51H193V50H191Z\"/></svg>",
  "mask_w": 264,
  "mask_h": 264
}]
</instances>
